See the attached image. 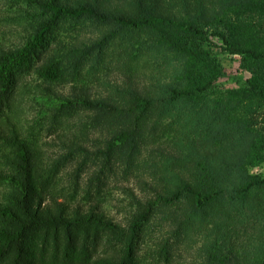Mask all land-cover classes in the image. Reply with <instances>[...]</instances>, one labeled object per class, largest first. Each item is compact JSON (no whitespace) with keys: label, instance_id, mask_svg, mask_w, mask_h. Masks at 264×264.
Returning a JSON list of instances; mask_svg holds the SVG:
<instances>
[{"label":"trees","instance_id":"obj_1","mask_svg":"<svg viewBox=\"0 0 264 264\" xmlns=\"http://www.w3.org/2000/svg\"><path fill=\"white\" fill-rule=\"evenodd\" d=\"M106 1L118 0H7L8 10L16 7L11 10L13 17L0 16V23L5 19L8 23L5 26L10 29L0 31V145L3 147L0 158L7 166L6 171L0 172V181L8 187L0 200V264H141L139 244L145 225L155 215L156 203L165 206L181 200L187 203L188 212L177 225L180 229L184 223L191 224V215L201 213L204 216L205 209L217 197L227 195L243 201L253 189L264 188V160L254 164L255 174L237 172L239 183L233 187L226 184V173L219 174L216 182L210 183L211 172H205V167L197 163L199 168L194 174L199 178L197 184L179 177L173 189L157 192L153 200L141 203L140 207L137 202V209L125 225L109 218L95 204L75 203L80 195L83 201H90L103 181V166L95 170L87 182L83 181L90 155L94 156L93 160L110 159L111 153L121 148L128 157L134 151V140L131 132L125 130L108 139L104 149L95 152L67 140L63 145L65 152L47 158L39 145L41 134L63 127L65 116L73 111L91 110L101 115L138 112L142 115L155 103H171L180 112L175 103L187 99L192 101L189 115L200 116L201 111L208 110L212 122L217 125L220 121L227 133L236 125L233 120H225L229 118L226 113L229 107L217 106L220 100L215 106L202 102L204 109L201 110L199 103L209 101L208 95L226 86L231 97L248 95L250 101L259 100L264 104V0H175L174 4L167 0L166 3L163 0H121L131 2L134 10L142 12L136 16L117 12ZM86 20L136 31L150 30L160 43L167 44L177 55L193 59L199 70L195 74L185 72L188 88L166 85L163 95L157 99L132 89L131 99L124 107L99 98L63 96L42 84L30 89L26 84L24 93L35 106V112L24 120L19 119L12 98L24 74L32 71L36 80L55 85L65 77L66 67L75 73L87 61L100 62L106 43L101 38L78 51L69 45L55 43L58 58L51 56L40 64H33L56 27L62 24L73 27ZM12 32L16 37L7 42L5 35H14ZM215 38L221 46L215 45ZM154 43L158 45L157 41ZM217 52L236 56L235 72L223 71ZM4 109L10 113H2ZM19 121L24 123L23 127L18 126ZM236 123L239 124L237 130H250L247 121ZM240 205L251 207L252 204ZM261 213L258 218L263 229L251 257H246L250 247L242 252L234 251L232 245H237L238 234L232 222L204 246L201 264H264V212ZM241 214L239 209L237 215ZM167 244L151 258L167 262L171 252Z\"/></svg>","mask_w":264,"mask_h":264},{"label":"rangeland","instance_id":"obj_2","mask_svg":"<svg viewBox=\"0 0 264 264\" xmlns=\"http://www.w3.org/2000/svg\"><path fill=\"white\" fill-rule=\"evenodd\" d=\"M163 1L166 3V0ZM169 1L175 3V0H167ZM106 2L111 3L115 11L120 13H128L131 16L142 13L134 10L131 2L121 0ZM7 3V0H0V16L9 14L13 17L14 11L11 10H15L16 7L8 10ZM173 11H176V8ZM176 16L179 17V14ZM5 24H8L6 20H1L0 31L10 30ZM10 25L16 28L15 25ZM12 33L14 35L8 33L5 35L7 42L15 39V33ZM106 37L108 39H105ZM155 37L150 30L136 31L89 20L79 21L73 27L66 24L56 27L46 46L37 53L38 59H34L33 64H40L51 56L58 58L55 43L58 46L69 45L78 51L100 38L106 41L101 51V60L98 63L87 61L75 73L66 67L65 77L55 85L36 80L32 71L24 74L12 98L16 109L15 115L24 120L35 112V106L27 100L24 93L23 87L26 84L30 89L35 84H42L50 86L57 94L63 96L76 95L93 100L99 98L122 107L131 99L132 89L157 99L163 95L166 85L188 88L189 81L185 80V72L197 73L199 69L195 67L196 62L191 58L177 55L167 44L163 45L160 39ZM156 41L158 45L154 43ZM213 41L215 45L221 46V42L216 38ZM217 53L223 71L235 72L236 56ZM206 98L209 101L203 100L199 103L201 110L204 109L202 102H207L205 104L207 106H215L220 100L222 101L217 103V106L229 107V110H226L229 118L225 120L228 122L233 120L236 124L231 131L225 133L220 121L215 125L216 122H212V114L209 116L208 110L206 113L201 111L200 116L189 115L192 101L186 99L175 103L177 108L180 107V112L171 103L169 105L155 103L142 115L138 112L101 115L91 110L73 111L71 115L65 116L67 120L63 127L45 130L41 134L39 145L47 158L65 152L66 148L63 145L67 140L95 152L97 149H104L105 142L115 134L129 130L134 140L132 154L127 157L121 148H117L111 153L110 159L98 157L93 160L94 156L90 155L88 170L82 175L83 181L87 182L88 177L101 166L104 167L103 181L90 201H83L81 195L75 200L76 204H95L109 218L125 225L137 209V202L140 207L141 203L153 200L157 192L166 193L173 189L179 177L197 184L196 180L199 178L196 179L194 176L199 168L197 163L205 167V172H211L209 174L211 178L208 180L210 183L216 182L219 174L226 173L225 176L228 178L226 184L233 187L239 183L237 172L255 174L254 164L264 160L263 102L250 101L248 95L231 97L227 94L226 86H221ZM2 113L10 111L4 109ZM242 120L248 122L250 130L246 132L237 130L239 124L236 122ZM23 124L19 121L18 126L23 127ZM178 144L181 146H177ZM2 151L3 147L0 145V154ZM255 157L259 158L251 159ZM6 170L7 166L2 164L0 158V172ZM7 188L6 184L0 181V200L7 192ZM244 202L247 205L251 203V207L241 206L240 204ZM154 208L155 215L153 214L145 225L144 235L139 244L138 256L141 264H201L204 246L232 222L236 224L238 240L235 238L236 246L231 245L235 247L234 251L240 252L245 247H250L246 250V257L249 258L263 229L258 217L264 212V188L253 189L243 201L227 195L217 197L205 209L204 216L200 215L201 213L190 214L191 224L184 223L180 229L177 225L188 212V205L184 200L170 206L156 203ZM239 209L242 212L240 216L237 215ZM255 211L261 214H256ZM174 230L177 231L174 233ZM244 236L248 239H244ZM166 244L167 247H171L169 260L166 262L156 257L153 259L160 247L163 245L166 247Z\"/></svg>","mask_w":264,"mask_h":264}]
</instances>
